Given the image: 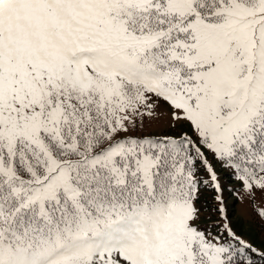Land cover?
<instances>
[{"label":"snow or ice","instance_id":"obj_1","mask_svg":"<svg viewBox=\"0 0 264 264\" xmlns=\"http://www.w3.org/2000/svg\"><path fill=\"white\" fill-rule=\"evenodd\" d=\"M0 264H264V0H0Z\"/></svg>","mask_w":264,"mask_h":264},{"label":"rangeland","instance_id":"obj_2","mask_svg":"<svg viewBox=\"0 0 264 264\" xmlns=\"http://www.w3.org/2000/svg\"><path fill=\"white\" fill-rule=\"evenodd\" d=\"M259 199V197H258ZM228 203L230 204L231 201L229 199ZM230 211L232 213H234V217L233 219L234 220H240L242 223H243V231L244 233L246 234V236H251V226L248 222H247V219H248V212H249V208H248V205L245 204L244 202L241 203V201L238 203L235 204V207L233 208V206L230 208ZM254 239V238H253Z\"/></svg>","mask_w":264,"mask_h":264},{"label":"trees","instance_id":"obj_3","mask_svg":"<svg viewBox=\"0 0 264 264\" xmlns=\"http://www.w3.org/2000/svg\"><path fill=\"white\" fill-rule=\"evenodd\" d=\"M232 187H238V185H236V184H233V185H231ZM243 194L241 193V194H233V196L230 198V201H231V205L233 206V208L235 207V204L238 202H240L241 201V196H242ZM245 204H247L248 205V208H249V214H248V219H247V222L251 225V219L253 218V216H254V213H253V208H252V205H251V203L247 200V199H244V201H243ZM243 202H241V203H243ZM251 235H252V237L251 236H247V238H250V239H252L255 243H259L260 242V235L257 233V231L251 226ZM254 238V239H253Z\"/></svg>","mask_w":264,"mask_h":264}]
</instances>
